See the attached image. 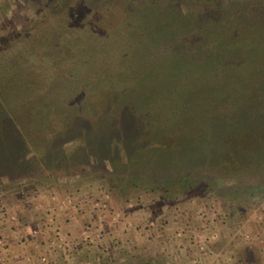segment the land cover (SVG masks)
I'll return each mask as SVG.
<instances>
[{"label":"rangeland","instance_id":"374dc122","mask_svg":"<svg viewBox=\"0 0 264 264\" xmlns=\"http://www.w3.org/2000/svg\"><path fill=\"white\" fill-rule=\"evenodd\" d=\"M145 4L158 9V22L165 25L177 19L164 13L169 5L178 18H191L186 38L167 42L164 35L154 34L149 39ZM212 4L0 0V110L9 114L4 119L22 129L17 133L22 139L31 133L24 138L30 158L44 152L39 146L47 142L45 136L60 134V152L53 150L50 159L35 161L19 174L0 173V264H264V189L229 198L223 187L208 182L194 185L176 178L164 184L167 179L160 178L153 183L135 154L136 162L127 158L134 152V140L155 141L163 126L176 119L170 111L205 91L195 89L192 77L171 85L174 73L182 78L180 73L192 70L188 65L204 63L198 59L206 56L196 55L201 46H211L202 28L213 24L210 19L207 24V15L216 18L220 12H213ZM218 15L223 17V12ZM162 28L154 25L153 30ZM153 40H163L162 45ZM175 54L181 55L180 64ZM156 61L167 66L162 64L153 78ZM59 72L64 84L54 98L50 84H37V77ZM67 74L81 78L73 82ZM124 84L131 86V93L145 89V95L131 99L120 112L121 103L113 96ZM74 86L75 99L68 92ZM227 91H220L216 103L231 104ZM98 102L104 108L95 114ZM144 102L152 111L148 116L139 106ZM74 120L82 135L88 127L96 131L111 123L114 152L77 149L74 141L82 135L67 128ZM177 134L175 148L183 145ZM140 174L143 178L137 180Z\"/></svg>","mask_w":264,"mask_h":264},{"label":"trees","instance_id":"16d2710c","mask_svg":"<svg viewBox=\"0 0 264 264\" xmlns=\"http://www.w3.org/2000/svg\"><path fill=\"white\" fill-rule=\"evenodd\" d=\"M212 6L213 12L220 10L219 13L223 12V17L219 16V13H217L216 18L212 16L210 18L207 15L209 17L207 24H210V19L214 25L202 29L206 34L205 42H211V46L208 48L201 46L196 55L206 56L205 60L198 59L204 63H196L197 66L188 65L192 66V70L186 73L179 72L183 76L182 78H179L178 73L175 74L173 69H171L173 72L169 73L171 75L174 73L172 76L175 78L171 86L192 77L195 89H204L205 91L189 95L191 99H185L175 109L171 110V113L175 112L176 119L163 126L160 134L154 136L155 141L144 143L143 141L136 142L134 140L131 143L134 145L131 149L134 152L129 153L127 158L134 161L133 157L135 156L139 163L143 164L144 167L145 165L148 167L146 168L147 178L150 182L155 183L160 178L162 180L167 179L164 184H168L176 178L194 185H204L205 182H208L216 187H223L229 198H235L236 195H246V193L243 194L244 192L249 193L250 191L264 189V0H213ZM147 7L148 5L145 4V14L148 13L145 15L144 20L145 30L152 32L149 39H154V34H159V37L164 35L167 42L174 39L181 41L190 31L191 18H187L186 21L184 20L186 17L178 18L177 14L179 12L175 11L173 5H169L164 13H171L177 19L172 16L174 19L170 22L171 24L166 23L167 25L158 22V9L154 10ZM154 25L163 28L156 29L158 31L154 32ZM162 41L153 40V43L159 44L161 42L162 45ZM180 56H177V54L174 56L177 59V64H180ZM156 62L157 64L154 65L155 71L150 68L151 71L149 72H154L155 77L153 78H156V74H160L157 70L162 64L167 66L161 61ZM189 63L187 61L186 64ZM177 64L173 65L176 72L180 67H177ZM184 67H187V65ZM191 73L192 75L189 77ZM64 74L66 76V73ZM46 76L45 79L43 76H39L40 79L37 77V84L47 81L50 84L47 87L49 88V94L54 93V98H58L59 90L64 84L60 83L62 72ZM66 78L63 77V79ZM68 78L70 81L75 82L81 77L68 76ZM243 83L246 84V91L242 87ZM150 84L152 82L148 83V85ZM69 85L68 88L72 84ZM127 85L129 84H124L125 88L116 91L113 96V98L119 99L121 103L117 109L120 112H122L123 107L130 103L131 99L133 102L137 96L144 97L145 95V89L135 88L131 93L129 89L131 86L127 87ZM145 86H147L146 82ZM171 86L162 90H169ZM154 88H152L153 93H156ZM224 88L228 89L227 98L232 101H229L231 104L227 107L221 106L215 101V99H221L220 91ZM75 89L74 86L73 90L71 88L68 90L71 97H74L73 99L77 97L74 94ZM217 90H219V94ZM207 91L210 92L207 93ZM153 95L155 96V94ZM69 97L67 96L64 99L66 100ZM212 98L214 101L211 100ZM193 101H196L197 104H191ZM144 103L139 106L145 109V116H148L152 111L147 108V103ZM98 105L99 108H97V105H93L97 108L95 114H98L104 108L100 107L102 104L99 102ZM58 107L57 109H59ZM81 113L84 114V111ZM6 115L9 114L5 110H0V173L19 174L33 168L38 160L50 159V156L55 152L53 150L60 152L58 149L60 148L59 142H57L60 134L53 133L50 135L49 133L50 136H45L44 139L47 142L41 143L42 147L39 146L40 149H44V152L38 150V157L35 159L31 156L30 158L24 150L26 147L24 138H28L29 134L31 136V133H26L22 139L21 135L18 136L22 129L11 124L10 121L6 122V119H4ZM69 122H67L68 130L76 132L77 135H82L80 134V126L77 125L79 121ZM108 125H111V123L97 127L96 131L93 127L86 128L83 131L85 133L80 137L78 136L77 140L74 141V145L77 149L83 151L89 150L90 152L91 149L98 153L107 152L111 146V136L116 132L115 129L110 128L111 126L108 128ZM174 133L180 134L179 142L183 143L182 147L175 148L173 146L178 145L177 141L174 140ZM212 137L213 139H210ZM185 145H189V147L187 148ZM110 150L114 152V150ZM133 154L135 155L133 156ZM149 158L150 161H147ZM140 178H143V174L138 175L137 180ZM251 196H254V194H251Z\"/></svg>","mask_w":264,"mask_h":264}]
</instances>
